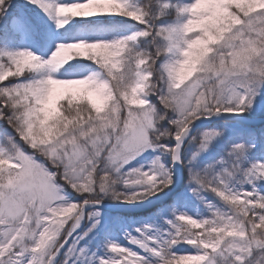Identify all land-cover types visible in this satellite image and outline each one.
<instances>
[{
    "label": "snow or ice",
    "instance_id": "1",
    "mask_svg": "<svg viewBox=\"0 0 264 264\" xmlns=\"http://www.w3.org/2000/svg\"><path fill=\"white\" fill-rule=\"evenodd\" d=\"M0 264H264V0H0Z\"/></svg>",
    "mask_w": 264,
    "mask_h": 264
},
{
    "label": "trees",
    "instance_id": "2",
    "mask_svg": "<svg viewBox=\"0 0 264 264\" xmlns=\"http://www.w3.org/2000/svg\"><path fill=\"white\" fill-rule=\"evenodd\" d=\"M0 83H2V82H0Z\"/></svg>",
    "mask_w": 264,
    "mask_h": 264
}]
</instances>
